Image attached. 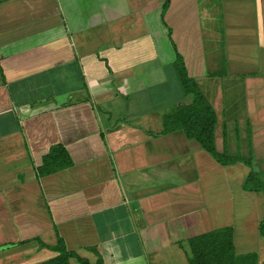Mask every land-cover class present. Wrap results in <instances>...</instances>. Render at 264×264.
<instances>
[{"label": "crops", "instance_id": "0c3cea01", "mask_svg": "<svg viewBox=\"0 0 264 264\" xmlns=\"http://www.w3.org/2000/svg\"><path fill=\"white\" fill-rule=\"evenodd\" d=\"M178 58L236 162L170 122ZM262 222L264 0H0V264H264Z\"/></svg>", "mask_w": 264, "mask_h": 264}, {"label": "trees", "instance_id": "16d2710c", "mask_svg": "<svg viewBox=\"0 0 264 264\" xmlns=\"http://www.w3.org/2000/svg\"><path fill=\"white\" fill-rule=\"evenodd\" d=\"M177 72L181 85L187 95H191L193 102L190 105H180L175 114L170 116V122L179 123L184 128L187 136L196 140L204 149H206L217 161L223 164H231L237 160L224 157L216 153L214 148V127L216 124V115L205 96L191 80L186 72L183 61L178 58L176 62ZM71 162L68 160L66 166ZM63 166V165H62ZM255 179L253 174H250ZM251 180V179H250ZM249 181V179H248ZM259 189V188H257ZM260 233L264 237V222L260 225ZM192 258L190 264H241V259L232 252H222L218 250V243L215 239H208L204 242H191ZM58 252V257L44 264H69V258L74 257L69 254L61 245L51 248ZM215 249V250H214ZM232 254V255H231ZM83 264H87L79 259Z\"/></svg>", "mask_w": 264, "mask_h": 264}]
</instances>
